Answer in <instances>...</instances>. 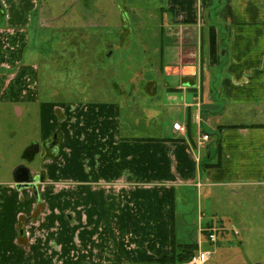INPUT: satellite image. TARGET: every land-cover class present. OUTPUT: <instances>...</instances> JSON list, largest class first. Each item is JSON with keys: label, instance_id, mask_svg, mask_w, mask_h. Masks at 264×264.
<instances>
[{"label": "crops", "instance_id": "0c3cea01", "mask_svg": "<svg viewBox=\"0 0 264 264\" xmlns=\"http://www.w3.org/2000/svg\"><path fill=\"white\" fill-rule=\"evenodd\" d=\"M39 4L0 0V104L19 118L36 112L39 148L24 159L41 161L38 169L26 166L38 196L18 190L14 175L0 182V264H161L174 244L210 250L208 264H259L237 239L254 229L241 219L240 228L226 230L213 208L217 191L229 201V194L264 191V34L244 33L264 23L260 6L225 7L220 19L237 26L225 55L214 11L201 18L206 0H167L161 21L169 18L180 32L156 34L150 64L126 92L109 84L79 90L77 99H47L40 68L26 61ZM185 25L204 28L187 33ZM192 208L196 234L186 243L177 230L189 233ZM227 209L231 218L245 217ZM220 227L225 241L217 233L209 243L207 231Z\"/></svg>", "mask_w": 264, "mask_h": 264}, {"label": "rangeland", "instance_id": "374dc122", "mask_svg": "<svg viewBox=\"0 0 264 264\" xmlns=\"http://www.w3.org/2000/svg\"><path fill=\"white\" fill-rule=\"evenodd\" d=\"M166 1L40 0L38 8L40 23L39 27H34L36 30L32 29L31 48H34L26 52V61L40 68V81L44 85L43 94L47 99L51 96L56 99H66V97L77 99L80 95L77 92L79 90L82 93V90L86 91L88 87H94L99 91L109 84H118L119 93L126 92L124 86L127 82L139 79L138 68L150 64L149 58L159 45V41L155 38L156 34L163 33L165 29V32L174 37V34L180 32L179 26L166 24L169 18H166L165 23L161 21V14L165 13L160 8L166 5ZM219 1V8L215 7L218 0L208 2L209 8L201 13V18H207L208 13L214 11L216 17L214 27L217 28L222 39L220 54L224 50V54L229 55L233 46V37L237 34V26L220 19L225 7L233 8L234 4L240 9L249 3H254L260 6L262 18L264 0ZM246 19L252 21L250 15ZM259 21L260 23L247 25L245 31L241 30V32L264 34V23L261 19ZM185 26L187 29L183 31L187 33L200 32V29L204 28L201 26L195 30L193 26ZM246 39L251 40V38ZM185 43H190V40ZM260 47L264 48V38L261 39ZM134 69L137 71L136 74L132 71ZM101 91L104 92L103 89ZM107 96L109 97L108 93ZM213 139L215 140V137ZM37 140L39 133L36 112L31 118H28V115L19 118L14 114L11 106L0 104V182L6 183L11 179L10 175L13 176L14 169L11 172L9 169L12 165L28 166L30 169L39 168L40 159L37 158L31 163L24 159L25 152L31 150L33 141ZM211 151L214 155V144ZM220 192L215 193L217 198L214 204H218L213 208L218 215L216 220L218 225L222 223L226 230L231 231L232 224L239 227L241 219L246 221V224L254 230L246 234L241 233L237 239L246 241L247 248L244 251L250 254L249 257L254 263L264 264V191L254 192L252 195H248V192H240L239 196L229 194L231 201L224 198V194ZM258 196L260 199L262 197L261 206L254 207V200ZM230 205L243 210L245 217H229L231 210L227 208ZM42 209L43 204H38V213ZM190 213L192 214L185 217L189 233L183 234L177 230L178 237H183L186 243L192 241L189 236L196 234L194 225L196 215L193 208ZM37 219L38 217L35 221ZM23 224L25 227L26 223ZM59 229L60 226L55 224V235H59ZM200 230L204 235L203 228ZM216 230L219 233V241H225L221 233L223 229L220 227ZM42 235V232H38L36 237Z\"/></svg>", "mask_w": 264, "mask_h": 264}, {"label": "trees", "instance_id": "16d2710c", "mask_svg": "<svg viewBox=\"0 0 264 264\" xmlns=\"http://www.w3.org/2000/svg\"><path fill=\"white\" fill-rule=\"evenodd\" d=\"M208 2L210 3L211 0H206V4H207L206 8H209ZM220 150L221 148L218 147V154H220L221 152ZM210 167L211 168L220 167V163L216 165H212ZM197 250H198V247L194 244H183V245L174 244L172 254L165 257L160 263L161 264H183L187 262L193 256V254L196 253Z\"/></svg>", "mask_w": 264, "mask_h": 264}, {"label": "built area", "instance_id": "2783aa9c", "mask_svg": "<svg viewBox=\"0 0 264 264\" xmlns=\"http://www.w3.org/2000/svg\"><path fill=\"white\" fill-rule=\"evenodd\" d=\"M174 130L179 131L180 130V125L176 124L174 125ZM209 140V137L207 135L202 136V142H206ZM207 241L212 244L217 243V233L218 231L216 229H211L207 231ZM235 234H238V232L235 231ZM213 256V252L210 250H205L198 246V250L196 251L195 254L185 263L183 264H208V262L211 260Z\"/></svg>", "mask_w": 264, "mask_h": 264}, {"label": "water", "instance_id": "95a60500", "mask_svg": "<svg viewBox=\"0 0 264 264\" xmlns=\"http://www.w3.org/2000/svg\"><path fill=\"white\" fill-rule=\"evenodd\" d=\"M111 47V46H110ZM14 183L18 190L33 189L38 196L36 180L32 177L26 166H18L14 172Z\"/></svg>", "mask_w": 264, "mask_h": 264}, {"label": "flooded vegetation", "instance_id": "af4514ba", "mask_svg": "<svg viewBox=\"0 0 264 264\" xmlns=\"http://www.w3.org/2000/svg\"><path fill=\"white\" fill-rule=\"evenodd\" d=\"M38 148H39V146L37 145V146H34L32 149L33 150H35V149L37 150ZM37 192H38V190H37Z\"/></svg>", "mask_w": 264, "mask_h": 264}]
</instances>
